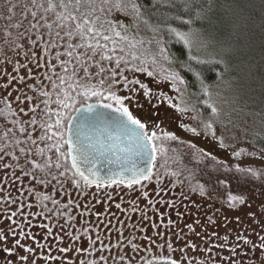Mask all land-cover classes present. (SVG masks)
<instances>
[{
  "label": "rangeland",
  "instance_id": "374dc122",
  "mask_svg": "<svg viewBox=\"0 0 264 264\" xmlns=\"http://www.w3.org/2000/svg\"><path fill=\"white\" fill-rule=\"evenodd\" d=\"M60 2L0 3V264H264V0L155 1L183 5L164 10L173 38L222 66L199 97L139 0ZM68 66L145 128L147 178L69 176L68 124L30 87Z\"/></svg>",
  "mask_w": 264,
  "mask_h": 264
},
{
  "label": "water",
  "instance_id": "95a60500",
  "mask_svg": "<svg viewBox=\"0 0 264 264\" xmlns=\"http://www.w3.org/2000/svg\"><path fill=\"white\" fill-rule=\"evenodd\" d=\"M66 143L73 171L91 184L147 178L155 158L145 128L106 101L77 107L68 121Z\"/></svg>",
  "mask_w": 264,
  "mask_h": 264
},
{
  "label": "trees",
  "instance_id": "16d2710c",
  "mask_svg": "<svg viewBox=\"0 0 264 264\" xmlns=\"http://www.w3.org/2000/svg\"><path fill=\"white\" fill-rule=\"evenodd\" d=\"M3 0H0V3ZM6 2L8 1L9 3H20V4H25V0H5ZM39 1L42 0H30V4L32 5L37 4ZM47 3H51L54 0H45ZM60 2V0H57ZM63 3L64 1L68 0H61ZM95 3L97 4L100 0H94ZM107 0H101L102 3H104ZM113 1V0H111ZM156 0H139V2L142 4L144 11L146 14L149 16V21L152 23H158L161 25L162 31L165 33V39L167 42V45L173 54L174 60L176 63L179 65L180 71L185 77L187 81V86L191 90V94L193 96L199 95L201 96L203 94V84L205 80H212L216 79L219 76V72L222 69V66L219 61H208V59L205 60H194L191 58V53L189 52L185 42H183L181 39L173 38V30L168 29L169 26L171 25H176L179 22L178 18H172L167 21V17L164 15V10H174L177 14H183V5L177 6L176 10L175 8L171 9L169 8L170 6L168 5H159L158 3H155ZM61 3V2H60ZM77 4H73V6L76 8ZM81 5H84L83 2ZM203 6V4H201ZM72 7V5H71ZM71 7H68L67 9H70ZM78 7V6H77ZM78 11V8H77ZM153 20V21H152ZM76 29L74 30V33H76ZM103 35V34H102ZM97 35L95 39H99L100 41L103 39V36ZM64 37L69 38V40H72L73 37L70 34H63ZM89 37L90 34L85 36L78 35L75 36L76 39L74 44H81V46H85L84 49L89 50L91 49V45L89 46ZM116 39L119 37L116 36ZM101 45V42L99 43ZM145 43L142 44L144 46ZM107 50V49H105ZM105 50L99 51L95 49L92 51L93 54H97V57H99V61L102 62L104 57ZM101 52V54H99ZM85 55V52L80 54V58L82 59ZM111 59V58H110ZM110 59H106V68L107 69L109 66L115 65V62L113 64L110 62ZM198 61V62H196ZM111 63V64H110ZM65 66V65H64ZM71 67L68 66L65 67L68 71L69 77L64 79L62 78L65 72V68L61 69L59 73L57 72V78L55 81L53 79L47 80L44 79L42 84H31L30 87L34 89L35 87L39 85L41 90H43L44 93V103L45 106L51 102V104H54L56 102L59 107V113L61 114L64 122V126L68 124V121L71 117V115L75 112L77 107L80 104L83 103H88L91 101H108L110 98H107L104 96V94L108 91L107 88L110 86L108 85L106 88H104L101 92L97 91L99 88L104 86V82L97 78L96 80H93L94 74L91 76L89 75V72H82V75H80L77 78L78 70L73 74L72 77L70 75L71 72ZM79 69V68H78ZM66 71V72H67ZM99 73L101 71H98ZM97 74V72H96ZM88 75H89V80H88ZM88 80V81H86ZM67 89H72V91L66 98H63V95L65 93V90ZM53 95L55 97L58 96V101L53 99ZM198 96V97H199ZM62 98L64 100H62ZM60 99V100H59ZM114 104H117L116 101H113ZM66 141V137H65ZM62 148L64 150L65 157L62 158L61 162L63 163L64 167L66 168L69 176L72 179H77L79 181L86 182L84 179L80 178L72 169L69 156H68V146L67 143H64L62 145Z\"/></svg>",
  "mask_w": 264,
  "mask_h": 264
}]
</instances>
